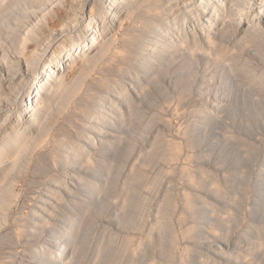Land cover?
<instances>
[{"label":"rangeland","instance_id":"374dc122","mask_svg":"<svg viewBox=\"0 0 264 264\" xmlns=\"http://www.w3.org/2000/svg\"><path fill=\"white\" fill-rule=\"evenodd\" d=\"M201 1L0 0V264H264V6Z\"/></svg>","mask_w":264,"mask_h":264},{"label":"bare ground","instance_id":"6f19581e","mask_svg":"<svg viewBox=\"0 0 264 264\" xmlns=\"http://www.w3.org/2000/svg\"><path fill=\"white\" fill-rule=\"evenodd\" d=\"M164 1V0H163ZM168 1V0H167ZM172 1V0H171ZM230 1V0H229ZM145 3H147L146 1H144ZM159 2V1H158ZM177 2V1H176ZM182 2V1H181ZM200 2V1H199ZM198 2V3H199ZM202 3L200 4V7H201V10H198V11H196V6H192L191 7V9L190 10H187V13H191L192 11H196V13H198V14H200V16H202L203 14H205L206 13V11H207V7H208V5H207V0H203V1H201ZM152 3H153V5H155V1L153 2H151V5H152ZM163 3V2H162ZM161 3V4H162ZM191 3V4H190ZM258 3V2H257ZM116 4H118L117 3V0H111V2L109 3V5H108V7H110L109 9H107V11H113V9H112V7H114V9L115 8H117V5ZM178 4V3H177ZM179 4H180V2H179ZM218 5H213V7L212 8H217V7H223L224 5H225V3L223 2V1H221V2H219V3H217ZM116 5V6H115ZM183 6L185 5H192V0H184V2H183V4H182ZM176 6H178V5H176ZM215 6V7H214ZM227 6H229V5H227ZM258 7H260V6H264V0H261L260 1V3L257 5ZM118 7H119V5H118ZM156 7V6H155ZM186 8V7H185ZM190 8V7H189ZM112 9V10H111ZM118 9V8H117ZM181 9V8H180ZM224 9V8H223ZM227 9V8H226ZM247 9V8H246ZM155 10V9H154ZM182 10V9H181ZM171 11V10H170ZM184 11H186V10H184ZM183 11V12H184ZM231 11V10H230ZM250 11V10H249ZM249 11H247V12H249ZM108 12V13H109ZM175 12V11H174ZM182 12V13H183ZM107 13V12H106ZM115 13V12H114ZM118 13V12H117ZM232 15L234 14V13H232V12H230ZM239 13V12H238ZM241 14V13H240ZM187 15V14H186ZM231 15V16H232ZM238 15V14H237ZM242 15V14H241ZM244 15V14H243ZM253 13H251V17L252 18H256V19H258L257 21H260V18L258 17L257 18V16L254 14L253 16ZM109 16H110V14H109ZM234 17V16H233ZM113 18V17H112ZM178 19V18H177ZM210 20L212 19V17H210L209 18ZM174 20V19H173ZM113 21V20H112ZM115 21V20H114ZM175 21V20H174ZM180 21H182V24H185V22H186V24L188 23L187 21H188V16L185 18H183V19H181ZM151 23V22H150ZM157 23V22H156ZM174 23V22H173ZM224 23V22H223ZM158 24V23H157ZM160 24V23H159ZM163 24V23H162ZM176 24H178L177 22H175L174 24H172V26H171V28L170 29H168L167 30V32L165 33V34H163V36H162V40H163V42H164V45L166 44H171L172 43V41H175L176 39H177V29L175 30V28L174 27H176ZM239 24V23H238ZM257 24L259 25V22H257ZM264 24V23H263ZM164 25V24H163ZM161 24L160 25H158V26H156V27H158L157 28V31H159V33L160 32H162V31H160L161 30ZM155 27V26H154ZM155 27V28H156ZM164 27V26H163ZM163 27H162V29H163ZM211 26L209 25V28H210ZM221 27V26H220ZM96 28V27H95ZM177 28H179V26L177 27ZM262 28V27H261ZM100 29V28H99ZM255 29V28H254ZM155 30V29H154ZM181 30V29H180ZM212 30V29H211ZM153 31V30H152ZM218 31V30H217ZM156 32V30L154 31V33ZM188 32V31H187ZM209 32H210V30H209ZM213 32V31H212ZM97 33V32H96ZM216 33V32H215ZM158 35V34H157ZM212 35V34H211ZM252 35V34H251ZM187 36H188V34H187ZM207 37V36H206ZM210 37V36H209ZM93 39H94V37H92ZM173 39V40H172ZM105 40V39H104ZM178 41V40H177ZM180 42H181V40H179ZM185 42H187V41H185ZM189 42V41H188ZM194 42H196V41H194ZM200 42V41H199ZM199 42H198V44H199ZM97 43V42H96ZM99 43H100V41H99ZM176 43V42H175ZM178 43V42H177ZM197 43V42H196ZM180 44H182V43H180ZM183 44H184V41H183ZM187 44V43H186ZM193 44V43H192ZM173 45V44H172ZM178 45V44H177ZM92 46H94V41L93 42H91L90 43V45H89V47L88 48H92ZM98 46V45H97ZM179 47H181L180 45H178ZM187 46V45H186ZM166 47V46H165ZM164 47V48H165ZM169 47V46H168ZM167 47V48H168ZM174 47H176V46H174ZM172 48H173V46H172ZM171 48V49H172ZM185 50V49H184ZM149 54H153V50L152 51H150V53ZM83 56V52L81 53V51H75L74 53H72V54H68L67 56H64V58H62V59H60V61L58 62L59 63V65L60 66H57L56 68H54V69H52L50 72H48L45 76H44V78L42 79V81H41V83H40V85H39V89L40 90H43L44 89V87L45 86H47L46 84L48 83V85H49V83H51V80H52V78L54 77V79L56 80L57 79V76H58V71L63 67L62 65L63 64H65V63H68V62H70L71 60H76L78 57H82ZM84 57H86L85 55H84ZM152 58V56H147L146 57V59H151ZM143 60V58L140 60V62ZM145 62H147L146 60H144L142 63H141V66H143V64H145ZM148 64V62L145 64V65H147ZM148 67V66H147ZM62 69H64V67L62 68ZM38 85V84H37ZM37 88V89H38ZM38 91V90H37ZM37 91H36V93H37ZM40 92H38L37 94H39ZM28 107V106H27ZM27 107H25V110H24V112H22V114L21 115H29V112H30V110H29V112L26 110L27 109ZM32 107V106H31ZM29 109V108H28ZM105 109V108H104ZM26 111V112H25ZM107 112V111H106ZM109 113V112H108ZM107 114V113H106ZM110 114H111V112H110ZM104 116H105V114H103ZM31 116V115H30ZM121 116V115H120ZM103 120V119H102ZM102 120H99V118H98V120H96L95 121V123L97 122L98 124H97V126L98 127H96V129H100V128H102V126H101V121ZM96 125V124H95ZM96 129L95 130H93L91 133H90V136L92 135V136H95L96 134H97V131H96ZM99 132V131H98ZM91 136V137H92ZM68 157H70V156H68ZM85 189V188H84ZM65 227V226H64ZM61 229H63V227L61 228ZM63 231H64V235L62 234V233H60V238H62V240L60 241V242H66V243H64L61 247H58L56 250H53V249H51L50 247H48L47 249H46V252H47V255L49 256V257H55L57 254H60V253H62V252H66V250H68V245H71L70 243H73V242H71V240H70V238L72 237H70V234H71V232H70V228H69V226L68 227H65L64 229H63ZM59 232V231H58ZM52 234H53V230H52ZM58 234V233H57ZM57 234H54L53 236H55V241L58 239L57 238ZM59 235V234H58ZM59 237V236H58ZM54 241V242H55ZM70 242V243H69ZM57 244V243H56ZM61 244V243H60ZM74 245V244H73ZM50 246V245H49ZM59 246V245H58ZM70 249V248H69ZM45 252V253H46ZM69 252V251H68ZM47 257V256H46ZM48 257V258H49ZM72 260V259H71ZM34 262V261H33ZM68 262V261H67ZM70 264V263H69Z\"/></svg>","mask_w":264,"mask_h":264}]
</instances>
